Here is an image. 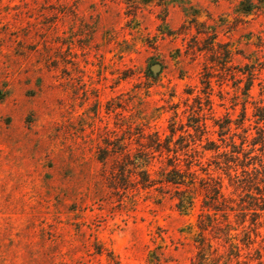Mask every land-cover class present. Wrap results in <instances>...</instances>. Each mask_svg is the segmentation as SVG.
I'll use <instances>...</instances> for the list:
<instances>
[{
	"label": "rangeland",
	"instance_id": "374dc122",
	"mask_svg": "<svg viewBox=\"0 0 264 264\" xmlns=\"http://www.w3.org/2000/svg\"><path fill=\"white\" fill-rule=\"evenodd\" d=\"M239 1L0 0V264H264V147L232 152L264 129V68L248 98L239 71L264 61V15ZM170 163L203 180L189 215L160 182ZM208 172L234 210L199 236Z\"/></svg>",
	"mask_w": 264,
	"mask_h": 264
},
{
	"label": "trees",
	"instance_id": "16d2710c",
	"mask_svg": "<svg viewBox=\"0 0 264 264\" xmlns=\"http://www.w3.org/2000/svg\"><path fill=\"white\" fill-rule=\"evenodd\" d=\"M237 10L239 11V13H241L244 16H251V15H256L260 13L264 15V0H240ZM198 32L200 33L202 31H198ZM215 34L216 32L214 31V35ZM212 38H213V41H212L213 45L212 47L209 48V50L212 53V58H213L212 60L215 62H219L222 65L224 64L225 66L226 63L231 61V59L233 58L234 51L230 47V44H219V43L214 44L217 38L216 36ZM257 39L258 41H256L255 45L258 47V51H264V39L261 36H258ZM243 56L245 55L243 54ZM223 58H225L224 63L222 62ZM246 58H249V57H246ZM251 62L252 64H247L245 68L239 70L243 75H247L248 81L244 87V94L247 96V98L251 96V90L254 86V81L256 79L257 65H262V68H264V61H262L259 57H256L255 61L251 60ZM149 71L150 73L153 72L152 65L149 67ZM209 82H210V79H209ZM253 116L256 119V123L258 124L264 123V106L256 105V111L253 113ZM245 120H249L247 116L246 105H244L243 107V116L240 119V123L243 125ZM194 123L195 124L192 125L194 128L200 127L199 120L198 121L194 120ZM231 123H232V119L228 118V121L226 122V124L218 123V121L215 124L219 125L221 132H223L224 130H228V131L231 130ZM237 123L239 124V122ZM175 134H176V131L172 130V135L174 136ZM220 135L222 136L223 133H221ZM247 139H248V135L244 136L242 144L238 145L236 141H234V137H233L232 147L234 149L232 150V152L237 153V154H240L241 152L244 153L245 155L248 154L249 155L248 158H249L251 156L250 154H252L256 149H261L262 147H264V129L261 128L260 132H258V135L253 137L252 142H251L252 147L249 151H245V148H244V144ZM154 143L156 144V146H154L153 149H155L156 151H161L162 141L160 140V137L157 134H156V140L154 141ZM170 144H171V140L168 141V145L165 147L166 150L168 152L173 151L175 153V157L178 156L177 154L178 151L176 149L171 148ZM259 145L260 147H258ZM215 148H219V146L218 147H206L205 149L206 150L214 149L217 151L219 150ZM224 154H228V153H224ZM227 161L228 162L226 163L229 165L230 160H227ZM260 162H261L260 165L263 167L262 172L259 171L260 169L257 168V166L255 165L256 163H253L255 165L254 169H256V171L259 172L260 174H262V178L260 179L264 181V165L261 159H260ZM250 164L252 163L246 162L241 165L243 168V172L246 171L244 168L248 167ZM170 166H172V169H164L162 171L161 173L162 179L160 180V182L172 184L176 187L175 197L177 198V208L181 213L189 215L193 212L195 204H196L197 182L201 183L203 180L201 179L199 181L198 175L195 171L194 172L193 171H188V172L183 171L181 168L178 167L177 164H174V163H170ZM207 174H208V178L211 179V181H213V184L211 185V187H209V189H207L209 190V192L206 193L205 199L203 201L204 202L203 208H205L207 211L206 213H202L200 215L201 220L198 223V227L201 233L199 234V236H201L204 231H207L210 228L214 229L218 226L217 214L219 212H223L224 218L226 220H229L228 211L234 210L231 205L226 203L227 198L224 192L222 191V186H223L222 183L219 180H215L210 175L209 172ZM234 178L236 179L237 182L241 181L240 176L237 172L235 173ZM141 183L145 187H150L154 184V179L151 178V174L149 173L147 177H144V180L141 181ZM206 183H209V181ZM255 205L258 206L259 209L264 210V205H259L257 203H255ZM204 216H206V219H207L206 221L203 219ZM226 225H227V230L225 232L226 240L232 241L231 246L235 247L238 250V254H239L241 249L237 241L238 240L237 235H232L230 233V231L235 228L231 227L230 223H227ZM245 235L247 236V238L245 240L246 242L243 240L244 241L243 243L246 246H249L250 244L254 242V240L251 238L249 232H245ZM203 243L204 242L202 241V244ZM206 256L207 255L206 254L203 255L202 252L199 253V257H201L203 260L206 258ZM116 264H120V263L116 262Z\"/></svg>",
	"mask_w": 264,
	"mask_h": 264
}]
</instances>
